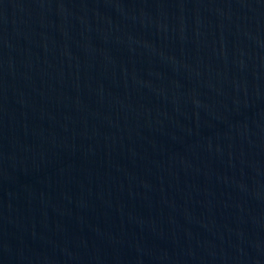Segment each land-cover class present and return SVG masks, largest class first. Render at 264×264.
Returning <instances> with one entry per match:
<instances>
[{
	"label": "water",
	"instance_id": "1",
	"mask_svg": "<svg viewBox=\"0 0 264 264\" xmlns=\"http://www.w3.org/2000/svg\"><path fill=\"white\" fill-rule=\"evenodd\" d=\"M0 264H264V0H0Z\"/></svg>",
	"mask_w": 264,
	"mask_h": 264
}]
</instances>
